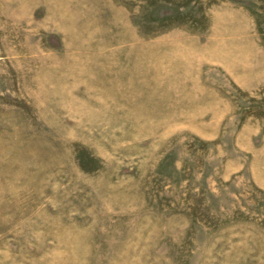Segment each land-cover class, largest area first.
<instances>
[{
	"label": "rangeland",
	"instance_id": "1",
	"mask_svg": "<svg viewBox=\"0 0 264 264\" xmlns=\"http://www.w3.org/2000/svg\"><path fill=\"white\" fill-rule=\"evenodd\" d=\"M0 264H264V0H0Z\"/></svg>",
	"mask_w": 264,
	"mask_h": 264
}]
</instances>
